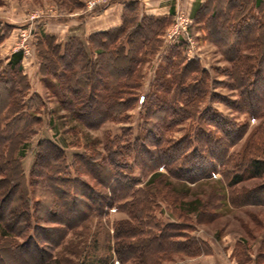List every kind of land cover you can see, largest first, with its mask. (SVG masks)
Listing matches in <instances>:
<instances>
[{"label": "trees", "instance_id": "trees-1", "mask_svg": "<svg viewBox=\"0 0 264 264\" xmlns=\"http://www.w3.org/2000/svg\"><path fill=\"white\" fill-rule=\"evenodd\" d=\"M224 2L208 21L210 39L231 65L229 87L239 92L243 106L251 107L249 96L259 93L264 110L263 0ZM163 22L161 18H146L133 24L134 29L128 34H124L122 26L91 36L98 42L97 61H91L79 45L61 47L47 42L48 49H42L39 56L45 64L44 75L55 80L47 84L51 96L57 97L59 106L88 129L96 130L109 121L124 122L126 112L139 102L140 65L145 55L154 51L162 29L158 27ZM61 48L63 52L59 53ZM21 59V52L13 53L4 73L11 77H0V176L4 174L0 179V264L5 261L3 252L14 260L12 264H71L55 255L56 250L63 246L59 250L68 251L65 241L70 233L84 244L88 224L92 220L100 223L105 209L113 204L119 210H127L129 217L117 223L113 236L106 233L105 243L97 235L93 237L91 253L97 255L105 248L107 254L96 256L92 264H107L112 253L120 264H160L162 259L155 260L153 253H173L180 246L170 241L175 237L173 227L160 229L161 224L152 223L150 198L154 193L149 192V184L162 185L160 193L165 198L171 193L172 178L198 182L211 178L217 168H222L219 172L226 179V187L232 188L264 175L263 149H256L250 156L246 148L247 153L239 154L232 163L235 159L226 150L240 137V132L228 126L222 129L225 123L219 120L222 123L218 124V114L200 119V130L186 131L173 139L175 128L194 118L200 102L206 98L207 88L205 77L194 75L199 71L198 64L184 63L177 55L175 61L166 58V67L158 73L155 90L144 103V124L135 144L124 141L125 146L115 147L116 140L109 141L115 149L106 146L104 153L92 149L90 155H74L67 164L59 146L42 141L26 176L21 167L20 147L16 149L17 158L12 160L13 145L32 135L31 125L36 122L25 118L32 108L27 103L33 99L24 98L28 85L20 81L24 77ZM201 74L205 75L204 71ZM211 122H215L219 136L207 130ZM193 142L196 145L192 147ZM127 158L133 160L140 175H150L145 190L135 189L134 177L123 173V169L132 167ZM207 161L211 162L208 166ZM6 164L17 167L18 183H7L10 173L3 170ZM160 167L166 169L165 174L157 172ZM84 177L95 181L99 188ZM191 210L198 211L193 203L188 204V211ZM4 243L7 247L1 248ZM183 249L187 255L194 252L191 247Z\"/></svg>", "mask_w": 264, "mask_h": 264}, {"label": "rangeland", "instance_id": "rangeland-1", "mask_svg": "<svg viewBox=\"0 0 264 264\" xmlns=\"http://www.w3.org/2000/svg\"><path fill=\"white\" fill-rule=\"evenodd\" d=\"M221 1L225 3L224 1L229 0ZM222 2L220 0H0V37H2L0 44L2 41L8 42L0 46V77L8 76L4 75L5 61H9L13 53L21 52L22 59L19 65L24 80L22 78L20 81L28 85L24 98L33 99V102L27 103L32 108L25 118L30 121L32 118L36 120L31 125L33 134L13 145L12 160L17 158L16 149L20 147L21 167L28 176L38 151V143L42 141H53L59 146L66 155L67 164L71 163L74 155H90L92 149L104 153L106 146L108 148L125 146L124 141L135 144L144 124V103L155 90L158 73L161 68L166 67V58L175 61L177 55L184 63L198 64L199 71L194 75L205 77L207 88H205L206 98L196 109L198 112L193 116L194 118L186 119L183 124L175 128L177 130L172 133L173 139L180 137L186 131L200 130L202 128L200 119L207 116L211 118L212 115L218 114L220 118H217L218 124L225 123L222 129L225 130L228 126L240 132V137L226 150L227 154L235 159L232 163L236 162L239 154L249 151L251 156L255 154L256 149L264 150V113L262 112L264 110L262 101L259 102V93L249 96L251 107L243 106L239 92L229 87L231 65L225 60L218 46L211 41L207 29L210 16L221 8L219 6H222ZM32 17L35 19L30 20ZM146 18H161L165 23L163 22L162 27H158V30L162 29L154 51L147 53L145 50L147 54L140 65L142 80L137 91L139 102L133 110L126 112L124 122L109 121L96 130L84 127L59 106L57 97L51 96L52 92L48 90L47 84L55 80L52 76L44 75L45 64L39 55L43 50L48 49L47 42L61 47L71 44V46H81L91 61H97L98 42L96 38L90 39L91 36L111 32L122 26H125L124 34H128L133 31V24L142 22ZM182 27H186V31ZM46 37L48 39H45ZM62 52L61 48L59 53ZM201 71H204L205 75L202 76ZM214 125L215 122H211L207 125V130L219 136L220 131ZM195 145L196 143L193 142L192 147ZM246 148L247 151L244 152ZM130 159L127 158V162L131 163L132 167L123 169V173L134 177L135 189L143 191L150 175H140L139 170L133 166V160ZM210 163L207 161L205 165L208 166ZM220 169L222 168H217L211 178L198 182L172 178L171 182L169 181L171 193L165 198L160 193L163 189L162 185L158 186L154 183L148 185L149 192L154 193L150 198L153 201V212L150 213L153 217L152 223L161 224L160 229H165L168 225L173 227L171 231L175 237L170 241L181 247L176 246L178 250L173 253H153L155 260L157 257L162 259L160 264H264V247L261 243L263 242L264 245V175L261 178L247 179L228 188L226 179L224 180L219 172ZM3 170L10 173L7 183L10 180L14 183L20 181L18 169L14 164H6ZM157 172L165 174L166 169L160 167ZM191 175L194 177L196 173ZM84 178L91 185L99 188L95 181H90L88 177ZM258 200H262V203ZM191 203L195 204L197 212L188 211V204ZM128 217L127 210H119L117 204H113L109 209H105L100 221L102 225L96 220L88 224L89 230L84 235V244L83 240L80 242L81 238L70 233L65 241L67 245L69 244L66 248L68 251H60L59 249L63 247L61 246L56 250L55 255L70 261L71 264H92L96 256L104 257L107 254L105 248H101L102 251L97 252V255L91 253L93 237L97 235L98 239L105 243L106 233L113 236L117 223ZM100 244L99 242L98 245ZM6 247L7 244L4 243L1 248ZM185 247H191L193 254L187 255L183 249ZM2 255L5 258L3 264L14 263L6 252ZM19 256L21 257L22 254ZM111 256L107 264H120L116 255L112 253ZM22 261H25L24 256ZM93 264L97 263L93 262Z\"/></svg>", "mask_w": 264, "mask_h": 264}, {"label": "crops", "instance_id": "crops-1", "mask_svg": "<svg viewBox=\"0 0 264 264\" xmlns=\"http://www.w3.org/2000/svg\"><path fill=\"white\" fill-rule=\"evenodd\" d=\"M202 1V0H201ZM118 3V2H117ZM262 6L264 7V0H263V3H262ZM109 8H111L110 6H109ZM8 43V42H7ZM7 43H4V41H2V43L0 44V46H2L3 44H7ZM6 46V45H5ZM6 62V64H7V62L8 61H5ZM53 142V141H52ZM54 143V142H53Z\"/></svg>", "mask_w": 264, "mask_h": 264}, {"label": "built area", "instance_id": "built-area-1", "mask_svg": "<svg viewBox=\"0 0 264 264\" xmlns=\"http://www.w3.org/2000/svg\"><path fill=\"white\" fill-rule=\"evenodd\" d=\"M33 19H35V17H32L30 20H33ZM182 29H183L184 31H186V27H182Z\"/></svg>", "mask_w": 264, "mask_h": 264}]
</instances>
